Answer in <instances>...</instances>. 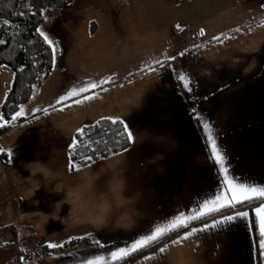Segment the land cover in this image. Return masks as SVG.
<instances>
[{
    "label": "crops",
    "instance_id": "obj_1",
    "mask_svg": "<svg viewBox=\"0 0 264 264\" xmlns=\"http://www.w3.org/2000/svg\"><path fill=\"white\" fill-rule=\"evenodd\" d=\"M101 1L47 17L39 32L52 72L11 124L0 119V229L17 235L0 264H111L256 199L264 246V0L89 8ZM103 119L124 124L129 148L75 164L76 134ZM113 167L130 186L105 212L89 186L106 185ZM71 241L84 243L63 249ZM127 264H257L249 209L192 225Z\"/></svg>",
    "mask_w": 264,
    "mask_h": 264
},
{
    "label": "trees",
    "instance_id": "obj_2",
    "mask_svg": "<svg viewBox=\"0 0 264 264\" xmlns=\"http://www.w3.org/2000/svg\"><path fill=\"white\" fill-rule=\"evenodd\" d=\"M74 0H0V67L6 66L14 73L11 88L0 107L2 116L13 121L21 109L33 101L39 89L49 78L53 69V51L39 27L46 18L65 9ZM7 128L0 129V134ZM130 146L129 135L121 121L99 120L75 136V145L71 149V158L75 164H87L120 153ZM7 157L0 154V161ZM257 200L223 209L179 227L169 234L134 252L130 256L111 264H127L147 252L159 247L175 234L184 232L190 226L205 222L211 218L236 208H248L250 225L255 243L257 264H264L263 237L259 230L258 219L254 211ZM84 242L71 241L63 249L80 247Z\"/></svg>",
    "mask_w": 264,
    "mask_h": 264
},
{
    "label": "rangeland",
    "instance_id": "obj_3",
    "mask_svg": "<svg viewBox=\"0 0 264 264\" xmlns=\"http://www.w3.org/2000/svg\"><path fill=\"white\" fill-rule=\"evenodd\" d=\"M78 1H80V0H74L73 3H77ZM108 1H111V2H108ZM114 1H117V0H102L99 5H94L95 2H93V3H91V5H90L89 8L91 10H93V11H95L97 9L98 10H102L103 9L104 10L103 11L104 13H114V12L116 13V11H114V10H109V9L115 8V7H112ZM83 4H84V2L82 3V5ZM101 5H103V6H101ZM69 6H71V4ZM69 6H67V7H69ZM74 6H75V4H74ZM74 6H72V8H70V10L71 9H74ZM55 12H57V11H55ZM138 14H139V11H138ZM140 15L141 14H139L138 16H140ZM56 35H57V33H56ZM59 37L60 36L57 35V38H59ZM57 42H58L57 44H59V43H60V45L63 44L61 42V39L60 40H57ZM13 74L14 73L12 72V70L10 68H8L6 66H1L0 67V107H1L2 102L4 101L6 95L8 94V92H9V90L11 88V85H12V82H13V78H14V75ZM67 89H68V87L66 86V90ZM63 93H65V92H63ZM0 119L3 120L4 122H7L8 124H11L12 123V121H7L2 116L1 109H0ZM114 170H115V167H113V169L112 168H109V169L106 170V172H105V175H106L105 177L106 178H105V182H104V184H106V185H103V184L99 183L97 180H94L90 184V186H89L90 189H95V191L97 193V196H100L98 198H100L102 201H104L106 203V205H105V212L112 211V209L116 206V204H121V203H117L115 197L113 196L114 195L113 194V191L114 190H117L118 192L121 193V191H125L126 190L125 186L126 185H129L128 182L127 183L125 181L121 182V178H119L118 175H115L119 171L118 170L117 171L116 170L114 171ZM107 184L110 185V186H108ZM110 192H112V193L109 196V193ZM104 194H105V196L107 195V197L105 199H102L101 196L104 195ZM93 198H96V197H93ZM96 201L97 200L95 199V202H93V203H94L95 207H97L98 210H99L100 207L96 205ZM106 218H107V215H106Z\"/></svg>",
    "mask_w": 264,
    "mask_h": 264
},
{
    "label": "built area",
    "instance_id": "obj_4",
    "mask_svg": "<svg viewBox=\"0 0 264 264\" xmlns=\"http://www.w3.org/2000/svg\"><path fill=\"white\" fill-rule=\"evenodd\" d=\"M16 241V227L14 225L0 229V248L15 244Z\"/></svg>",
    "mask_w": 264,
    "mask_h": 264
}]
</instances>
